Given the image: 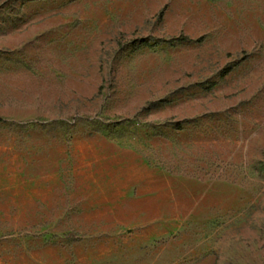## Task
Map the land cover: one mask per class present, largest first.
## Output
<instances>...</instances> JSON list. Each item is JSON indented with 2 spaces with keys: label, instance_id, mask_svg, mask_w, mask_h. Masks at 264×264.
Here are the masks:
<instances>
[{
  "label": "rangeland",
  "instance_id": "obj_1",
  "mask_svg": "<svg viewBox=\"0 0 264 264\" xmlns=\"http://www.w3.org/2000/svg\"><path fill=\"white\" fill-rule=\"evenodd\" d=\"M0 264H264V0H0Z\"/></svg>",
  "mask_w": 264,
  "mask_h": 264
}]
</instances>
